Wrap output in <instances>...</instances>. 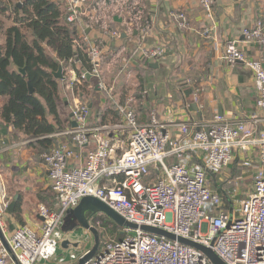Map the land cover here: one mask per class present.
I'll list each match as a JSON object with an SVG mask.
<instances>
[{"label":"built area","instance_id":"1","mask_svg":"<svg viewBox=\"0 0 264 264\" xmlns=\"http://www.w3.org/2000/svg\"><path fill=\"white\" fill-rule=\"evenodd\" d=\"M56 1L89 44L91 69L81 71L71 86L95 77L104 88L103 48L90 41L84 30L100 25L105 32L120 37L121 31L109 25L114 17H127L141 27V12L125 0ZM200 3L208 21L200 35L217 44L215 0ZM170 17L179 28L189 27L185 11H172ZM149 29L145 21L143 33ZM242 33L264 48V7ZM166 50L160 46L142 53L158 60L165 57ZM220 59L231 64L240 61L251 69L256 111L238 118L216 113L200 124L180 122L175 139L155 111L150 112L149 122H140L130 100L115 102L119 121L101 125H90L89 105L76 102L72 113L77 126L66 129L63 134L68 139L43 154L55 208L40 204V231L28 225L8 230L4 217L10 200L0 185V228L9 247L0 236V264H76L91 249L81 247L84 237H79L75 249L80 251L60 253L64 240L72 244L62 231V220L86 196L101 199L137 227L122 228L121 240L105 241L84 264H213L203 251L147 232L141 228L145 225L210 247L226 264H264V65L260 58L247 56L235 39L224 43ZM238 157L252 168V184L240 198L238 183L242 179H237L229 191L232 203L227 207L222 195L209 185L208 174L219 176L222 182ZM88 221L95 228L100 224ZM84 234L93 235L89 229Z\"/></svg>","mask_w":264,"mask_h":264},{"label":"crops","instance_id":"2","mask_svg":"<svg viewBox=\"0 0 264 264\" xmlns=\"http://www.w3.org/2000/svg\"><path fill=\"white\" fill-rule=\"evenodd\" d=\"M125 1L141 12L142 26L148 21L150 29L143 33L140 23L128 21L124 16H117L118 20L114 17L109 23L112 29L121 31L120 37L105 32L100 25L86 29L89 40L101 44L105 57V87L100 88L97 79L90 77L97 84L93 83V88L91 85L87 87L88 96L83 99L88 101L91 109L90 125H96L102 119L109 121V111L116 112L114 105L117 101L130 100L142 123L149 122L150 112L155 111L174 139L180 122L200 124L216 113L224 118H238L256 111L253 72L240 61L231 64L220 56L224 43L235 39L247 56L260 58L264 65V48L242 33L261 15L264 0H215L220 37L217 44H211L200 35L199 31L208 22L200 0ZM172 11H185L190 19L189 27L179 28L170 17ZM79 35L82 36L80 30ZM160 46L167 49L165 57L152 60L143 56V49L153 50ZM115 68L117 71L113 72ZM77 76L76 70H69L68 88L73 87L71 80ZM4 100L0 99V107ZM77 100L72 98L69 106L72 126L71 108ZM60 116L63 126L67 127V116L63 113ZM64 131H56L50 136L56 139V143L65 141L68 136L63 134ZM32 141L0 118V185L10 203L18 195L15 210L7 211L4 217V223L7 222L11 231L23 225L40 231L43 220L39 214L40 204L55 208V193L47 168ZM238 158L245 167L244 159ZM70 229L62 228L72 242H68L63 251H74L73 248L77 247L78 238L71 237L75 233Z\"/></svg>","mask_w":264,"mask_h":264},{"label":"trees","instance_id":"3","mask_svg":"<svg viewBox=\"0 0 264 264\" xmlns=\"http://www.w3.org/2000/svg\"><path fill=\"white\" fill-rule=\"evenodd\" d=\"M79 30L66 19L63 7L56 0H0V99H5L0 107V118L14 131L33 139L31 143L37 147L36 153L42 160L43 154L57 144L50 134L73 127L69 114L67 127L63 126L60 116L61 83L69 77L70 69L78 74L91 69L89 44L80 37ZM60 67L62 78L54 74ZM20 69H25V74ZM89 78L76 82L74 91L84 96L87 87L94 86ZM85 97H81L82 100ZM109 113V121L102 119L96 125L119 121L117 111ZM245 169L236 158L221 183L214 178L219 176L208 174L209 185L222 195L227 207L232 199L225 185L235 180V186L236 180L244 177ZM97 221H100L96 227L100 246L105 241L123 238L122 227L106 215L100 214Z\"/></svg>","mask_w":264,"mask_h":264},{"label":"water","instance_id":"4","mask_svg":"<svg viewBox=\"0 0 264 264\" xmlns=\"http://www.w3.org/2000/svg\"><path fill=\"white\" fill-rule=\"evenodd\" d=\"M115 19L118 20V17L115 16ZM20 71L23 74H25V69H20ZM54 74L55 76L62 78L63 77L62 67H60L58 72ZM29 87H30V91L33 92L34 88L30 82H29ZM71 116L73 117V113H71ZM73 126L74 127L77 126L76 121H73ZM17 198H18V195H16L14 200L9 204L8 211L13 212L15 210ZM88 212L104 214L107 217H109L111 220L116 222L122 228H125V227L136 228L137 227L136 224L130 223L127 220H125L121 215H119L113 208H111L107 203H105L101 199L94 197V196H86L82 198L78 206L68 212V214L73 215L74 218L77 219V221L79 222L78 224H74L73 226H71L70 231H74L75 228L78 229L80 225L81 227L85 229H89L94 235L95 245H94V248L91 249L90 252L86 254L84 257L80 258L76 264H84L88 259H90L91 257H93V255L96 254L100 246L99 231L97 228L90 225L88 218H87ZM141 228L147 232H151L159 236H164L168 239L176 240L183 244L193 246L203 251L210 258L213 264H226L210 247H206L200 243H197L195 241H192L184 237L176 236L175 234L168 232L164 229L158 228V227L145 225V226H142ZM0 236L4 240L1 228H0ZM68 242H69L68 240H64L62 242V247H67ZM4 243L8 247V244L5 240H4Z\"/></svg>","mask_w":264,"mask_h":264},{"label":"rangeland","instance_id":"5","mask_svg":"<svg viewBox=\"0 0 264 264\" xmlns=\"http://www.w3.org/2000/svg\"><path fill=\"white\" fill-rule=\"evenodd\" d=\"M113 65V64H112ZM117 71V68L114 69L113 72ZM68 75H69V71H68ZM82 82V81H81ZM67 80L65 79L64 83H61V86H60V91H61V98L59 100V109H60V113H63L64 115H68L69 113V106L71 104V99L72 98H76L78 99L76 102H81V103H88L87 100H82L81 97H84V96H88V94L86 93V91H84L85 95L84 96H81V93L79 94L78 92L74 91L73 87H67L68 84ZM94 84H97L96 83V80L93 81ZM73 103L72 105V108L74 107L75 103ZM72 108H71V111H72ZM247 169V170H246ZM246 169L244 170V178L241 180V182L238 183V187H239V191H240V195L239 197L240 198H243L244 195L247 193V191L250 189L251 187V184H252V168L250 167H246ZM246 171V172H245ZM216 180H218L219 178L218 177H214ZM235 181V180H234ZM234 181L233 182H227L226 183V188L228 190H231L234 188ZM237 181V180H236ZM219 183L220 180H218ZM100 214L101 213H92V212H88L87 213V218L90 219V221L96 225V222H97V218L100 217ZM109 218V217H108ZM79 222L77 221V219L74 218L73 215L71 214H66L62 220V228L63 229H67L68 227H71L73 226L74 224H78ZM7 224V222H6ZM96 227L98 228L99 226L96 225ZM121 227V226H120ZM73 233L75 232V235L73 234L71 237L73 239H76V238H79V237H84V240H83V243L81 245V247H86V248H90V249H93L94 248V245H95V242H94V237L93 235L91 237H86V235L84 234V228L80 227L78 229H74V231H72ZM101 244V242H100ZM100 247V246H99ZM74 251L77 250L80 251V249H75L73 248ZM72 252V250H70ZM70 251H63V247L60 248L59 252L62 253V252H65V253H70ZM50 264V263H49Z\"/></svg>","mask_w":264,"mask_h":264}]
</instances>
